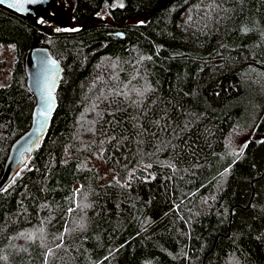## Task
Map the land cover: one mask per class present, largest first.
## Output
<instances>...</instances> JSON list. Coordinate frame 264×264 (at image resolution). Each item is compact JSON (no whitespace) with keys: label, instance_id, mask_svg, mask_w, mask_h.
<instances>
[{"label":"trees","instance_id":"trees-1","mask_svg":"<svg viewBox=\"0 0 264 264\" xmlns=\"http://www.w3.org/2000/svg\"><path fill=\"white\" fill-rule=\"evenodd\" d=\"M74 1L60 32L0 5V180L32 127L29 50L63 66L0 189V264H264V0Z\"/></svg>","mask_w":264,"mask_h":264},{"label":"water","instance_id":"water-1","mask_svg":"<svg viewBox=\"0 0 264 264\" xmlns=\"http://www.w3.org/2000/svg\"><path fill=\"white\" fill-rule=\"evenodd\" d=\"M54 0H43L38 4H24L23 8H13L14 0H0V5L13 12L35 20L41 9L48 8ZM55 61V64L49 63ZM63 74L61 62L53 56L51 51L41 45L38 39L28 52L27 58V84L36 97V106L33 111V121L30 130L24 134L13 146L8 159L5 173L0 180V189L11 179L17 168L26 162L33 151L39 147L44 135L49 130L53 117L58 110L59 100L57 97V86ZM50 87L52 100L48 115H42L45 110V101L42 94L45 87Z\"/></svg>","mask_w":264,"mask_h":264},{"label":"rangeland","instance_id":"rangeland-1","mask_svg":"<svg viewBox=\"0 0 264 264\" xmlns=\"http://www.w3.org/2000/svg\"><path fill=\"white\" fill-rule=\"evenodd\" d=\"M74 0H54L53 3L46 9H41L36 20L43 18L45 23L41 24L45 29H52L53 31H70L81 27V24L76 23L74 18ZM101 20L113 21L112 16L106 11H102L97 15ZM143 16H136L126 20V23L141 22ZM6 56V51L2 52ZM0 57V59L2 58ZM7 67L5 63L0 64V86L7 81ZM255 130L238 131L230 138V143L236 149H241L244 144L254 136Z\"/></svg>","mask_w":264,"mask_h":264},{"label":"snow or ice","instance_id":"snow-or-ice-1","mask_svg":"<svg viewBox=\"0 0 264 264\" xmlns=\"http://www.w3.org/2000/svg\"><path fill=\"white\" fill-rule=\"evenodd\" d=\"M43 0H14L13 4L11 5V7L13 8H23L24 4H38V3H42ZM122 6V5H121ZM38 23H45V21L43 20V18H40L38 20ZM60 29H57V31H59ZM71 30H77V29H71ZM14 47V46H12ZM49 63L51 64H55V61H50ZM42 99L45 101V105L46 108L45 110L41 113L42 115L47 116L48 115V110L51 109V100H52V95H51V90L50 87L46 86L45 87V91L42 94ZM246 147V145H245Z\"/></svg>","mask_w":264,"mask_h":264}]
</instances>
